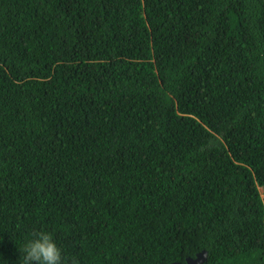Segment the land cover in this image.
Instances as JSON below:
<instances>
[{
	"label": "trees",
	"instance_id": "obj_1",
	"mask_svg": "<svg viewBox=\"0 0 264 264\" xmlns=\"http://www.w3.org/2000/svg\"><path fill=\"white\" fill-rule=\"evenodd\" d=\"M264 0H0V264H264Z\"/></svg>",
	"mask_w": 264,
	"mask_h": 264
},
{
	"label": "clouds",
	"instance_id": "obj_2",
	"mask_svg": "<svg viewBox=\"0 0 264 264\" xmlns=\"http://www.w3.org/2000/svg\"><path fill=\"white\" fill-rule=\"evenodd\" d=\"M33 237L21 249L23 264H79L75 257L63 256L50 232H34Z\"/></svg>",
	"mask_w": 264,
	"mask_h": 264
},
{
	"label": "water",
	"instance_id": "obj_3",
	"mask_svg": "<svg viewBox=\"0 0 264 264\" xmlns=\"http://www.w3.org/2000/svg\"><path fill=\"white\" fill-rule=\"evenodd\" d=\"M208 260V253L206 251L201 252L197 255L196 258H189L187 259L186 264H205ZM172 264H182L180 262H175Z\"/></svg>",
	"mask_w": 264,
	"mask_h": 264
},
{
	"label": "rangeland",
	"instance_id": "obj_4",
	"mask_svg": "<svg viewBox=\"0 0 264 264\" xmlns=\"http://www.w3.org/2000/svg\"><path fill=\"white\" fill-rule=\"evenodd\" d=\"M260 191H261L262 195H264V190L263 189H260Z\"/></svg>",
	"mask_w": 264,
	"mask_h": 264
}]
</instances>
